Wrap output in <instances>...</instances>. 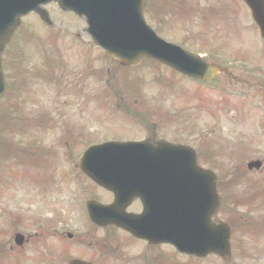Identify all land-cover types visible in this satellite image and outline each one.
Listing matches in <instances>:
<instances>
[{"label": "rangeland", "instance_id": "1", "mask_svg": "<svg viewBox=\"0 0 264 264\" xmlns=\"http://www.w3.org/2000/svg\"><path fill=\"white\" fill-rule=\"evenodd\" d=\"M179 1L149 0L145 20L165 40L229 65L231 76L201 84L148 59L121 67L92 42L84 19L56 3L44 6L50 25L34 13L22 18L3 55L0 264H55L57 249L62 257L68 254L64 247L70 256L84 251L64 230L83 237L85 201L108 196L79 170V156L95 143L145 136L149 130L139 123L159 121L148 118L155 114L172 123L161 135L187 142L199 164L215 172L223 205L214 217L230 224L232 240L243 241L232 242L229 262L208 257L203 264H264V166L246 168L254 159L264 163V96L258 92L264 85V42L238 0ZM46 64L53 67L49 75L31 79L32 70L44 71ZM17 67L26 70L19 75ZM9 104L14 111L5 115ZM179 121L183 135H176ZM9 138L20 154L29 151L19 162L3 154ZM236 212L246 219L240 230L232 224ZM16 232L28 237L21 247L13 242Z\"/></svg>", "mask_w": 264, "mask_h": 264}, {"label": "water", "instance_id": "2", "mask_svg": "<svg viewBox=\"0 0 264 264\" xmlns=\"http://www.w3.org/2000/svg\"><path fill=\"white\" fill-rule=\"evenodd\" d=\"M51 0H0V96L4 91L1 55L19 17ZM64 10L86 18L88 33L109 57L122 65H135L142 57H151L193 77L210 79L222 69L210 67L198 57L161 39L144 21L145 0H55ZM264 38V0H245ZM79 167L95 182L113 191L114 203L88 202L89 215L97 224L115 223L134 230L140 219L150 223L155 236L187 252L228 254L226 225L212 226L210 216L217 208L215 175L197 166L189 147L163 145L150 149L147 143L110 142L90 147L79 159ZM260 162L248 167L259 168ZM165 182L171 191H187L181 199L172 198V207L163 197H151L153 183ZM158 190V188H156ZM140 197L143 213L135 217L124 213L133 197ZM177 202V203H174ZM140 217V218H139ZM17 236L16 242L21 243ZM72 264H77L73 262Z\"/></svg>", "mask_w": 264, "mask_h": 264}, {"label": "flooded vegetation", "instance_id": "3", "mask_svg": "<svg viewBox=\"0 0 264 264\" xmlns=\"http://www.w3.org/2000/svg\"><path fill=\"white\" fill-rule=\"evenodd\" d=\"M148 118H158L159 121L139 123V125L143 124L141 128L149 130V132L145 136L133 139H146L153 145L160 140H168L166 135H161L160 132L171 125L169 118L156 114ZM146 124L149 125L146 126ZM181 134L183 135V133ZM173 142L179 143L178 140H173ZM131 206H134L131 211L140 212L141 204L138 200H135ZM99 229L100 232H106L96 235L97 227L94 228V231L90 230L86 234L84 254L80 256L91 264H202V260H204V258L180 253L167 243H154L145 238L134 237L114 226ZM113 233L117 234L116 237ZM235 242L239 243L236 240ZM59 263L60 261H57V264Z\"/></svg>", "mask_w": 264, "mask_h": 264}]
</instances>
